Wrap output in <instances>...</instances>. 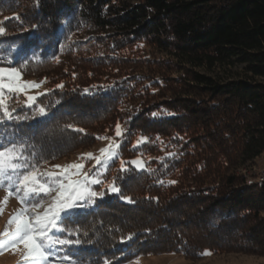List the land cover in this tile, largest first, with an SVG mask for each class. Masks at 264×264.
Here are the masks:
<instances>
[{
  "label": "trees",
  "instance_id": "16d2710c",
  "mask_svg": "<svg viewBox=\"0 0 264 264\" xmlns=\"http://www.w3.org/2000/svg\"><path fill=\"white\" fill-rule=\"evenodd\" d=\"M0 23L7 29L0 58L26 76L53 75L48 93L38 98L48 115L0 124V138L23 142L26 153L50 163L100 132L83 123L110 117L124 125L120 157L102 176L103 198L75 210L66 225L78 232L65 238L81 241L66 250L73 258L114 264L164 245L198 257L229 245L255 249L259 239L250 226L264 221V183L233 171L250 166L252 172L264 153V0H0ZM147 43L177 67L188 98L184 107L147 101L171 77L153 69L157 59L143 53ZM191 88L201 95L197 102L190 101ZM77 101L93 102L99 115L85 121L72 114ZM8 103L31 116L14 96ZM135 135L147 142L135 145ZM54 136L73 141L56 149ZM136 159L145 162L144 170L133 169ZM112 180L120 193L108 191ZM150 206L149 221L130 215L148 213ZM192 225L222 240L214 248L196 246L183 231Z\"/></svg>",
  "mask_w": 264,
  "mask_h": 264
},
{
  "label": "snow or ice",
  "instance_id": "6c2138e0",
  "mask_svg": "<svg viewBox=\"0 0 264 264\" xmlns=\"http://www.w3.org/2000/svg\"><path fill=\"white\" fill-rule=\"evenodd\" d=\"M14 19L19 21L20 17L15 16ZM6 31V27L0 23V37L4 36ZM5 63L10 66H4ZM43 83H47V80L41 83L24 81L20 67L0 58V124L46 117L47 106L42 101L38 102L37 96L28 94L33 89H39ZM63 87V84L57 85V88ZM13 96L17 103H22L32 110L31 116L17 113L16 108L9 105L8 101ZM21 96L24 97L23 100H20ZM65 127L84 132V129L75 128L71 124ZM123 133L124 130L118 123L115 136L122 138ZM96 139L113 140L110 137ZM142 142H147L146 138L141 137L137 144ZM118 149L119 143L113 141L106 148L100 149L99 156L86 153L80 157L81 163L67 166L57 164L53 165L54 171H49L42 170L48 161L41 162L34 155L26 153L23 142L7 137L0 138V190L7 193L0 202V215L3 214L9 198L14 197L21 205L7 222L5 230L0 232V254L8 250L16 252L22 248V260L27 264H81L78 259L73 258L71 252L66 251L73 245L81 244L79 239L65 238L76 235L78 229L66 225L73 220L74 210L94 205L97 198H103L104 191L95 190L93 186L105 185L100 175L107 170L110 162L119 156ZM89 160H95L93 168L99 166L97 172L85 170V163ZM119 162L121 171L127 172L129 169L125 161L120 159ZM130 164L133 169H145L142 159L133 160ZM107 189L112 193L121 191L115 180L108 182ZM122 198L132 203L131 197ZM124 239L122 238L121 242H124ZM126 239L131 240L132 235L129 234ZM60 252L65 254L58 255ZM201 255H211V252L204 251Z\"/></svg>",
  "mask_w": 264,
  "mask_h": 264
},
{
  "label": "rangeland",
  "instance_id": "374dc122",
  "mask_svg": "<svg viewBox=\"0 0 264 264\" xmlns=\"http://www.w3.org/2000/svg\"><path fill=\"white\" fill-rule=\"evenodd\" d=\"M143 53L149 55L148 57H152V59L154 58L157 59V63L153 65V69L160 71L161 75L165 77H168L167 75H171L170 78L172 77L174 79L178 78V80H173V81L169 80L170 78L169 79L166 78L165 82L167 84V87H164L159 94H153L154 97H152L151 95V98L147 99V101L152 102L151 104L157 108L159 107L163 108L166 104L177 107V108L184 107L188 103L186 101L188 98L187 96L183 95L185 91V87H184V83H182V81L179 80L180 74L179 72H176L178 70L177 67H175L174 64L171 62V60L168 59V56H166L165 52H160L159 49L153 47L152 45L148 43L146 44L145 49L143 48ZM44 74L35 77L33 74L26 76L22 73L23 80L26 82L34 81L37 83H41L45 79L47 80V83H43L39 89H33L29 91L28 93L29 95L37 96L38 98H40L41 96L46 95L48 93V90L50 88L49 85L52 84L50 83V78H53V75L50 72H47V74L45 75ZM96 79L104 81L105 78H102L100 77V75H97ZM190 90L192 91L193 89L191 88ZM196 92H197L196 90L194 92L192 91L193 94H192V97L190 98V101L197 102V100H200L201 95L194 96V93ZM41 93H43V95H41ZM21 98L24 99L23 96H21ZM73 105L75 106L74 107L75 110L76 109H79V110L75 111L74 108H71L72 114L79 113L80 114L79 116H81L80 118H82L85 121L87 120L91 121V118H93L92 114L99 115L100 113V111L92 110L94 107L93 102H83L82 103V102L77 101L76 103H73ZM79 111H81V113ZM108 119L109 120H107L106 122L98 120L90 124L83 123L85 124V126L83 127L88 129L90 132L92 133L93 132L96 133L99 131L100 132L96 133L97 136L94 135L93 139L79 143L71 151L66 153L63 157L44 165V168L42 170L54 171L55 169L53 168V165H57V164L61 166H67L72 163H81L82 161L80 160V157L86 153H93L94 155L99 156L100 149L106 148L109 145V143L113 141L119 143V149H118L119 156L116 158L118 159L120 157L121 144L124 138L115 136V127L119 123L121 128L124 130V125L118 119H114V118L111 119L110 117ZM188 119L191 122L196 121V123L197 122H199L200 124L202 123V121L197 120L195 116L194 118L191 116ZM181 122L182 120H178L176 123L181 124ZM187 122L188 120L186 119V121L182 122V124H186ZM216 126L218 125L216 124ZM214 129H215L214 127H211L209 125V128H207V132H209V134L206 133L209 137L211 136L210 138L212 140L214 138H213V135H210V134L214 131ZM208 136H205L202 138L204 139V138H207ZM96 137H110V138H113V140L112 141L107 140V139L98 140L96 139ZM194 137H195V141L198 142L199 140L198 138H196L197 136H194ZM140 138H141V135H135L133 137V142L135 145L137 144L138 140H140ZM52 139L55 141L56 149H62L66 146V144L68 145L73 141V139L68 136H61V137L54 136V138ZM63 144L65 145L63 146ZM111 163L112 162H110V164ZM94 165H95V160L87 161L85 163V170H91L92 172H97V169L99 166H97V168H93ZM250 168H251L250 166L246 168L242 167V169L234 170L233 172H235L236 174L244 173L250 176L254 174L255 177H257L256 179L259 182L264 183L262 182V178H261L264 172V153L256 160L255 166H254V169H252V172ZM106 172L107 170L104 171L102 175H100L101 179H102V176ZM77 178H80V177H77ZM214 180L217 181L216 179ZM98 186H101V185H94L93 187L95 190L103 191L104 186L99 189H98ZM6 195L7 193L5 191L0 190V202L3 201ZM187 203H189V200H187V202L184 204L187 206ZM186 206L179 205L180 208L178 209L184 211V209L187 208ZM20 207L21 205L17 199H15L14 197L9 198L8 204L4 208L3 214L0 215V232H3L5 230V228L7 227V222L9 221L11 216L14 215L15 212ZM153 209L154 208L150 206V207H147V210H149L148 213L147 212L145 213L135 212L130 215L136 216L134 217L135 220L136 218H141L142 220L147 219V221H149L148 217L152 214ZM154 217L158 218V215ZM254 225H255L254 234L260 240V242L259 240L257 241V245L255 249H248L245 251H240V250L235 249L234 247H231L230 245L227 246V248L220 246L222 248L220 249L221 251L216 252V253L211 252V255H207V256L203 255L201 257H198L197 255L196 256H184L183 254H179V253H175L173 255L171 253H174V252L167 251L166 249L168 248V246L164 245V246L158 247L159 250L160 249L161 250L154 252L153 254H145V255L137 256L127 261H122V262L118 261L114 264H137V262L138 264H264V221H262L261 226L260 224L258 226V224L255 223V224H252L250 227H254ZM203 229L195 228L192 225V227H185L183 231H185L184 232L185 235H187L188 237L189 236L191 237V241L193 242L194 245L200 246L203 248L205 247L214 248L213 244H216L217 242H219L220 239L222 240V237L221 238L219 237L217 239L215 238L210 239L205 236L206 235L205 229L204 230ZM22 254H23L22 248L16 252H12L11 250H8L0 254V264H27V262L22 260ZM58 255H63V254H61L60 252L58 253Z\"/></svg>",
  "mask_w": 264,
  "mask_h": 264
},
{
  "label": "built area",
  "instance_id": "2783aa9c",
  "mask_svg": "<svg viewBox=\"0 0 264 264\" xmlns=\"http://www.w3.org/2000/svg\"><path fill=\"white\" fill-rule=\"evenodd\" d=\"M262 182H264V172H263V176H262Z\"/></svg>",
  "mask_w": 264,
  "mask_h": 264
},
{
  "label": "bare ground",
  "instance_id": "6f19581e",
  "mask_svg": "<svg viewBox=\"0 0 264 264\" xmlns=\"http://www.w3.org/2000/svg\"><path fill=\"white\" fill-rule=\"evenodd\" d=\"M262 178V177H261Z\"/></svg>",
  "mask_w": 264,
  "mask_h": 264
}]
</instances>
